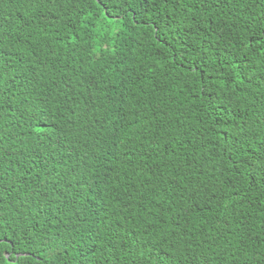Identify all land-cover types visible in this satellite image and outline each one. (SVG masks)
<instances>
[{
  "label": "trees",
  "instance_id": "16d2710c",
  "mask_svg": "<svg viewBox=\"0 0 264 264\" xmlns=\"http://www.w3.org/2000/svg\"><path fill=\"white\" fill-rule=\"evenodd\" d=\"M0 264H264V0H0Z\"/></svg>",
  "mask_w": 264,
  "mask_h": 264
},
{
  "label": "bare ground",
  "instance_id": "6f19581e",
  "mask_svg": "<svg viewBox=\"0 0 264 264\" xmlns=\"http://www.w3.org/2000/svg\"><path fill=\"white\" fill-rule=\"evenodd\" d=\"M15 1V0H14ZM18 3V2H17ZM25 3V2H24ZM30 3V2H29ZM60 5V4H59ZM4 13H6V12H4ZM8 13V12H7ZM10 13V12H9ZM4 17V16H3ZM21 19V18H20ZM12 20V19H11ZM49 24V23H48ZM17 26V25H16ZM4 40V39H3ZM37 41V40H36ZM5 42V41H4ZM7 43V42H6ZM7 45V44H6ZM4 46V45H3ZM2 47V46H1ZM4 50V49H3ZM6 52V51H5ZM38 52V51H37ZM45 55V54H44ZM38 56V55H37ZM43 56V55H42ZM37 58V57H36ZM4 59V58H3ZM44 59V58H43ZM40 64H42V63H40ZM44 65V64H43ZM25 66V65H24ZM46 66H47V64H46ZM45 66V67H46ZM32 68V67H31ZM35 69H36V67H35ZM23 72V71H22ZM36 72H38V71H36ZM35 73V72H34ZM46 74H47V72H45ZM41 74V73H40ZM36 75V74H35ZM26 76H29V75H26ZM37 76H39V75H37ZM41 77V76H40ZM46 77H47V75H46ZM28 78H30V77H28ZM37 80V79H36ZM18 81H19V79H18ZM23 81H24V79H23ZM30 81V80H29ZM25 87V86H24ZM34 87V86H33ZM52 87V86H51ZM31 89V88H30ZM33 89V88H32ZM51 89V88H50ZM24 90V89H23ZM55 91V90H54ZM35 95V94H34ZM37 99H38V97H36ZM33 100V99H32ZM39 102V101H38ZM35 103V102H34ZM39 113V112H38ZM45 113V112H44ZM189 126V125H188ZM85 131V130H84ZM87 131V130H86ZM82 136V135H81ZM43 139V138H42ZM58 139V138H57ZM83 143V142H82ZM38 144V143H37ZM63 144V143H62ZM81 144V143H80ZM79 144V145H80ZM65 145V144H64ZM64 145L62 146V147H64ZM78 145V146H79ZM81 147V146H80ZM64 149V148H63ZM84 149V148H83ZM58 152V151H57ZM56 152V153H57ZM64 152H66V151H64ZM80 153V152H79ZM83 154V153H82ZM29 155V154H28ZM79 155V154H78ZM84 155V154H83ZM59 156V155H58ZM64 156V155H63ZM75 156V155H74ZM69 157V156H68ZM78 157V156H77ZM26 158V157H25ZM33 158V157H32ZM17 159V158H16ZM64 159V158H63ZM68 159V158H67ZM37 160V159H36ZM19 161V160H18ZM60 161V160H59ZM66 160H64V162H65ZM84 161V160H83ZM49 162V161H48ZM53 162H55V161H53ZM52 163V162H51ZM56 163V162H55ZM65 164H67V163H65ZM17 165V164H16ZM23 165V164H22ZM59 165V164H58ZM78 165V164H77ZM63 166V165H62ZM90 166V165H89ZM61 167V166H60ZM68 167V166H67ZM72 167V166H71ZM82 167V166H81ZM49 168V167H48ZM53 168V167H52ZM73 168V167H72ZM59 170V169H58ZM83 170V169H82ZM56 172V171H55ZM81 172V171H80ZM48 173H50V172H48ZM85 173V172H84ZM61 174V173H60ZM65 174H66V172H65ZM52 176V175H51ZM70 176H72V175H70ZM54 178V177H53ZM90 178V177H89ZM71 179V178H70ZM86 179V178H85ZM91 179V178H90ZM93 179V178H92ZM87 180V179H86ZM85 180V181H86ZM70 182H72V181H70ZM68 185H70V184H68ZM85 185V184H84ZM71 186V185H70ZM73 188V187H72ZM19 226V225H18ZM14 227V226H13ZM65 228V227H64ZM64 228H62V229H64Z\"/></svg>",
  "mask_w": 264,
  "mask_h": 264
}]
</instances>
